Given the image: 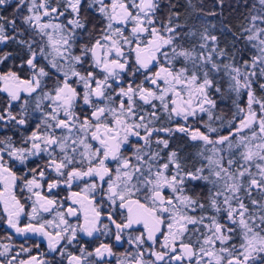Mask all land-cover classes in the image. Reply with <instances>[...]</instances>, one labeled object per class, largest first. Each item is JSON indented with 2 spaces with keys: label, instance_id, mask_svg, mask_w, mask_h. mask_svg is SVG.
Returning a JSON list of instances; mask_svg holds the SVG:
<instances>
[{
  "label": "snow or ice",
  "instance_id": "obj_1",
  "mask_svg": "<svg viewBox=\"0 0 264 264\" xmlns=\"http://www.w3.org/2000/svg\"><path fill=\"white\" fill-rule=\"evenodd\" d=\"M20 2L23 3L24 0ZM5 3L7 0H0V5ZM97 3L99 11L106 19V25L91 47L84 46L81 55L73 56L75 29L84 28L79 18L81 0H40L39 3L37 0H31L30 15L24 18L25 21L30 27H34L42 38H46L51 48L49 54L53 57L52 67H58L57 58L67 62L65 67H59L64 76L62 84L54 90V95L47 94L45 97L55 106L48 119L54 122L55 129L67 134L57 137L54 131L44 135L34 132L30 137L31 150L14 149L9 154L23 161L27 155H35L42 150L48 151L55 145L61 156L57 160L55 151L49 152L52 159L48 166L59 176L64 177L65 170L74 162L88 165L86 171L72 167V170L67 172L66 183L85 176H97L100 181H104L107 176L108 199L113 204L118 200L120 206L128 212L127 224H116V239L119 241V233L133 224H143L146 229V236L142 233L135 238L134 242L138 246L143 245L145 239L155 244L157 234L163 236L160 243L162 251L152 252L153 261H146L143 258L145 253L138 248L134 255H130L127 264H159L162 261L164 264H251L256 254L264 253V215L257 218L250 213L240 193L242 189L249 195L253 189L264 192V98H257L252 89L257 67L260 75L264 76V38H261L264 28L255 26V21H264V16L252 17V28L246 30L252 33L247 39L257 42L253 47L258 49V54L253 56L250 62H245V71L230 64L224 65L232 81V90L237 94L241 90H247V108H237L232 122L234 126L230 128L228 135H218L213 139L211 134L218 133L219 130L212 127L211 123L206 125V131L184 126L176 129L187 133L193 141L203 142L204 145L200 155L206 164L195 171L185 172L174 151L169 154L167 162L159 164V152H144L142 148H138L133 163V158L121 155V147L130 137L141 138L144 147H148L153 132L173 131L170 128L157 129L150 126L159 119L157 103L154 102L159 103V110L169 118L180 117L186 122L189 117L195 118L199 113H207L211 121L215 101L208 94V89L213 83L208 78V72L204 71L202 77L198 76L195 63L191 74L187 67L175 68L173 60L178 57L192 60L194 54L188 50L177 51L175 27L179 25L171 26V18L162 28L157 26L158 0H110L108 4H105L104 0H97ZM261 3L264 4V0H261ZM66 14L72 18L67 19L65 23L61 18ZM126 31L128 35H125ZM2 33L3 26H0V40L7 39ZM208 39L215 41L216 38L205 36V40ZM166 48L171 49V57L165 51ZM40 52L44 53L43 47ZM89 54L95 69L103 74V79H97L93 72L82 75L76 70V65ZM133 54L139 68L147 70L154 65L158 70L145 77L151 87H134L129 83L126 88L119 89L116 95L120 100L115 103L113 96L107 94L110 88L109 80L120 79L121 73L128 66V58ZM36 55L33 52L27 61L34 70L37 69L34 63ZM160 58L164 59L167 66L159 63ZM210 60V54L201 57L202 64ZM212 69L219 71V66L213 63ZM46 75L41 67L34 72L31 80L21 81L16 73H8L6 76L0 75V81H4L5 91L11 99L17 100L21 88L29 93L34 92L40 87V79L37 77ZM70 77H76L78 82L83 84L84 103L92 105L93 109L90 117L81 119L75 113V101L80 94L69 83ZM260 87L264 89V84ZM216 91H219V88ZM93 98H100L103 106L94 104ZM144 105L150 106L152 111L144 113ZM254 106H258V110ZM61 112L64 113L65 119L58 118ZM3 118V115H0V119ZM9 118H13L10 113ZM237 120L238 122H235ZM19 123L24 124L25 120L21 119ZM48 127L51 129L53 125L49 124ZM141 130L144 132L143 137ZM89 140L97 142L98 146L93 148ZM156 143L167 148L169 141L158 139ZM225 153L228 154L227 158ZM77 156L79 161L76 160ZM145 156L148 157L147 160ZM233 156H236V159H233ZM109 159L116 160L119 165L114 176L105 164ZM170 165L173 170L169 174ZM253 165L257 169L255 173L251 170ZM43 177L44 173L40 172V178ZM200 180L213 186L214 190L209 191L208 207L213 209L216 215L197 217L188 214L196 207L202 210L205 208L204 204L184 194L186 181ZM0 181H3L0 201H3L4 209L8 213V224L18 233L32 232L47 236L49 247L53 250L69 230V242L75 238L76 228L69 225L64 214L59 211L51 221L29 223L23 228L18 226L23 205L13 191L16 176L4 166L2 155ZM56 186V183L49 184V191ZM25 187L36 197L31 214L33 217H38L40 212L53 210L56 201L41 196L39 191H33L41 187L36 178L27 181ZM96 187L95 184H90L84 191H94ZM165 189L170 190V196L164 195ZM134 196L139 198L133 199ZM73 198L84 210V225L81 231L91 236L96 230L100 213L88 196L79 197L78 193H73ZM251 202L253 205L258 203L256 200ZM260 208L264 209V204H261ZM221 213L225 215L224 223L218 219ZM68 215L75 216L76 210L70 207ZM257 219L259 223L256 222ZM206 220L208 223H205ZM189 225L194 227L189 229ZM48 226L56 230L54 234L47 231ZM200 227H203V232H200ZM104 228L107 230V225ZM236 237H239V244L229 245V241ZM8 251L9 246L5 245L4 253L0 254H6ZM104 252L111 254L107 245L96 249L98 256L104 255ZM81 261V257L73 256L69 264H81ZM8 264H12V260H9ZM19 264L40 262L33 257L30 261H20Z\"/></svg>",
  "mask_w": 264,
  "mask_h": 264
},
{
  "label": "flooded vegetation",
  "instance_id": "obj_2",
  "mask_svg": "<svg viewBox=\"0 0 264 264\" xmlns=\"http://www.w3.org/2000/svg\"><path fill=\"white\" fill-rule=\"evenodd\" d=\"M39 2L40 0H37V3ZM109 2L110 0H104L105 4ZM30 7L31 0H24L23 3L20 0H7V3L0 5V26H3L2 34L8 37L5 40H0V75L6 76L8 73H16L21 81H26L31 80L34 72L38 71L41 67L44 68L47 75L42 78L37 77L40 79V87L36 88L34 92L29 93L21 88L19 91V99L17 100L11 99L9 93L5 91L4 81H0V115L4 117L0 119V150H3L0 151V155L3 156L4 166L10 169L16 176L13 191L20 204L23 205L18 226L23 228L29 223L36 224L38 222L51 221L55 217L56 212L59 211L64 214V218L68 224L76 228V235L69 242V230L68 233L64 234L65 238L53 250L49 247L47 236L32 232L18 233L15 228L9 225L8 213L4 209L3 201H0V253H4L5 245L9 246V251L6 254H0V264H8L9 260H12V264H19L20 261L27 262L33 257L40 264H69V260L73 256L81 257V264H122V262L123 264H127L130 255H134L138 248L139 251L145 253L143 258L146 261H153L154 256L152 252L162 251L160 247V243L163 240L162 235L157 234L155 244L145 239L144 244L138 246L134 242L135 238L142 233L146 236V229L143 224H133L130 228H125L119 233L121 236L119 241L116 239V224H127L128 212L126 208L120 206L118 200L113 204L108 199L107 176L104 181H100L97 176H85L66 183L67 172L71 171L72 167L86 171L88 165L86 163L74 162L73 165H70L65 170L64 177L59 176L54 169L48 166L52 159L49 156V152L55 151L57 160L61 156L59 149L55 145L48 151L42 150L35 155H27V158L23 161L9 154L14 149L23 148L31 150L32 142L30 137H32L34 132L38 135H44L54 131L57 137L62 134H67L66 132L62 133L60 129H55L54 122L48 119L49 114L55 106L50 100L45 98L47 94L54 95V90L62 84L64 76L63 72L59 71V67H65L67 62L57 58L58 67H52L53 57L49 54L51 48L48 46L46 38H42L37 33V30L34 27H30L29 23L24 19L30 15ZM71 18L70 15L66 14L65 17L61 18V21L66 23L67 19ZM79 18L81 23L84 24V28L75 29V40L72 47L73 56L81 55L84 46L91 47L106 25V19L99 11L97 0H81ZM125 35H128L127 31ZM41 47L44 48L43 54L40 52ZM33 52L37 54L34 60V63L37 65V69L35 70L27 64ZM159 63L167 66L163 58H160ZM76 70L82 75L93 72L97 79H103V74L93 66L90 54L80 64L76 65ZM157 70L158 67L154 65L150 66L147 70L139 68L133 54L128 58V66L121 73L120 79L116 81L109 80L110 88L107 94L112 95L115 103H118L120 97L116 94L121 87L126 88L129 83L134 87L136 85H143L145 88L151 87L145 77L151 76ZM69 83L80 94L75 101V113L81 119L90 117L93 109L92 105L84 103L83 84L79 83L76 77H70ZM93 103L103 106L100 98H93ZM154 103H157V116L159 119L155 120L150 126L157 129L170 128L173 131L153 132L151 143L148 147H144V142L141 138L130 137L129 141L121 147V155L133 158L132 162L135 163L134 156L136 150L142 148L144 152H159L160 159L158 163L163 164L167 162L171 152H176L173 139L176 133H178L187 136L194 142L195 146L192 149L189 148L191 143L181 145H185L187 150L189 149L187 154L193 156L195 165L198 163L199 167H201L203 163L205 164L206 161L200 155L204 149L203 142L193 141L187 133L180 132L176 129L184 126L190 127L193 130L199 129L200 131H206V113L198 114L204 125L199 128L194 127L191 123L187 124L191 117L186 122L180 117L169 118L166 113L159 110V103ZM143 111L144 113H150L152 109L150 106L144 105ZM9 113L13 118H9ZM58 118L65 119L64 113L61 112ZM21 119L25 120L24 124L19 123ZM49 124L53 125V128L50 129L48 127ZM143 135L144 132L141 130V137ZM158 139L168 140V147L164 148L163 145H157L156 141ZM89 143L93 145V148L98 146L95 141L89 140ZM43 147V144H41V149ZM147 159L148 157L145 156V160ZM76 160L79 161L78 156ZM105 164L112 170L111 175L114 176L115 169L119 166L118 162L109 159L105 161ZM93 166H95V162ZM182 168L185 172L195 171L196 169L188 167V165ZM172 170V166L170 165L169 174ZM40 172L44 173L43 178H40ZM33 178H36L41 185L39 189H33V191H39L41 196L48 197L57 202L53 206L52 211L40 212L38 217L31 215L33 202L36 197L25 187V183ZM52 183H56L57 186L49 191L48 185ZM90 184H95L97 187L94 191L86 193L84 190ZM0 191H3V181H0ZM73 193H78L79 197L88 196L92 200L93 206L100 213L96 230L93 231L91 236L81 231V227L84 225V210L76 203L73 198ZM184 194L190 197L192 196L187 191ZM164 195L166 197L170 196V190L165 189ZM132 198L136 199L139 197L134 196ZM141 202L143 203L144 201L141 200ZM70 207L76 210L75 216L68 215V209ZM105 225H107V230L104 228ZM47 231L53 232L54 234L56 230L48 226ZM101 245H107L111 250V254L104 252L102 256L96 255V249L100 248ZM101 251L103 252L104 250L101 249ZM89 253L91 255H88ZM13 257H15L14 260L12 259ZM162 263L164 264L163 261Z\"/></svg>",
  "mask_w": 264,
  "mask_h": 264
},
{
  "label": "trees",
  "instance_id": "obj_3",
  "mask_svg": "<svg viewBox=\"0 0 264 264\" xmlns=\"http://www.w3.org/2000/svg\"><path fill=\"white\" fill-rule=\"evenodd\" d=\"M158 4L157 26L162 28L169 23V18H171V26L179 25V27H175L177 51L188 50L194 54L192 60H185L183 57L173 60L175 68L187 67L191 74L193 63H195L197 65L196 74L202 77L203 72L207 71L208 78L213 82L208 89V94L215 101V107L212 110L211 121L206 113V125L211 123L212 127L219 131L212 133V138L215 139L218 135H228L230 128L234 126L232 122L237 108H247V90H241L239 94L232 90L230 87L232 81L224 65L230 64L245 71V62H250L252 57L258 54V49L253 47L257 42L247 39L252 33L246 30L252 28V17L264 16V4L261 3V0H158ZM255 26L264 28V21L256 20ZM205 36L216 39L215 41L205 40ZM261 38H264V35ZM165 50L171 57V49L166 48ZM209 54L211 60L202 64L201 57H207ZM213 63L219 66V71L212 69ZM256 73V76L253 77L252 89L257 98H264V89L260 87L261 84H264V76L260 75L259 67H257ZM217 88L219 91H216ZM256 107L258 109V106ZM189 123L194 127L204 126L200 116L191 117L187 124ZM173 141L181 166L188 165V167L198 168L199 165L198 163L195 165L193 156L187 154L189 149L187 150L185 145H181L191 143L189 148L192 149L195 146L194 142L187 136L178 133ZM227 155L225 153L226 158ZM232 158L236 159V156ZM256 171L257 169L253 165L252 172ZM244 179L246 184L247 177ZM210 189L214 190L213 186L203 180L185 182V191L189 192L194 200L205 205L203 210L197 207L196 210L189 211V215L197 217L216 215L215 211L208 207ZM240 195L250 213L257 218L264 215V209L260 208V205L264 204V192L260 189H253L249 195L242 189ZM252 200H256L258 203L253 205ZM218 219L224 223V213H221ZM256 222L259 223V220L257 219ZM229 226L231 227V225ZM193 227V225H189V229ZM199 230L200 232L204 231L203 227H200ZM186 242L190 241L186 240ZM239 242V237H236L229 241V245L239 244ZM159 264L163 263L159 262ZM251 264H264V253L256 254Z\"/></svg>",
  "mask_w": 264,
  "mask_h": 264
},
{
  "label": "rangeland",
  "instance_id": "obj_4",
  "mask_svg": "<svg viewBox=\"0 0 264 264\" xmlns=\"http://www.w3.org/2000/svg\"><path fill=\"white\" fill-rule=\"evenodd\" d=\"M254 107H256V106H254ZM257 110H258V109H257ZM257 163H258V161H257ZM255 168H256V167H255ZM251 170H252V169H251ZM185 195H186V194H185ZM196 209H197V207L194 208V210H196ZM194 210H190V212H191V211H194ZM205 223H208V221L206 220ZM218 246H219V245L217 244V247H218Z\"/></svg>",
  "mask_w": 264,
  "mask_h": 264
}]
</instances>
